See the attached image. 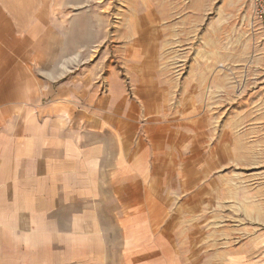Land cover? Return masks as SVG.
<instances>
[{"label":"crops","instance_id":"crops-1","mask_svg":"<svg viewBox=\"0 0 264 264\" xmlns=\"http://www.w3.org/2000/svg\"><path fill=\"white\" fill-rule=\"evenodd\" d=\"M16 13L1 3L0 262L85 254L42 249L41 238L83 221L104 240L107 199L125 264H264V41H252L238 68L181 78L142 57L133 95L118 74L102 92L87 75L82 87L55 86L31 70L33 30L13 22ZM66 209L69 227L57 230Z\"/></svg>","mask_w":264,"mask_h":264},{"label":"rangeland","instance_id":"rangeland-1","mask_svg":"<svg viewBox=\"0 0 264 264\" xmlns=\"http://www.w3.org/2000/svg\"><path fill=\"white\" fill-rule=\"evenodd\" d=\"M2 2L19 12L13 22L25 24L26 32L32 34L33 30L37 54L31 70L43 78L51 77L55 86L79 79L78 86L82 87L81 77L87 75L103 92L108 88V76L118 74L127 93L133 95L138 87L131 77L139 72L135 60L139 62L142 57L154 59L165 76L174 73L181 78L189 70H207L209 66L219 72L231 66L238 68L249 55L252 41H264L263 28L253 18V0H0V5ZM78 104L79 108L87 107L83 98ZM110 201L106 199L105 208H100L105 210V215L99 216L104 240L92 238L91 222L76 221L72 232L65 231L63 237V232L59 233L60 239L54 238V233L44 234L40 246L46 249L60 243L68 251L74 245V250L83 246L85 254L31 256L36 264L71 258L85 264H125V256L129 257L118 255L125 249H121L120 228ZM69 209L59 216L63 222L60 225L62 219L58 218L55 229L69 227ZM127 227L122 223L121 230ZM19 241L18 246L24 247L21 242L26 239ZM12 242L6 246L16 247ZM103 242L106 253L97 255ZM25 256L5 255L0 264H25Z\"/></svg>","mask_w":264,"mask_h":264},{"label":"built area","instance_id":"built-area-1","mask_svg":"<svg viewBox=\"0 0 264 264\" xmlns=\"http://www.w3.org/2000/svg\"><path fill=\"white\" fill-rule=\"evenodd\" d=\"M252 14L264 31V0H253Z\"/></svg>","mask_w":264,"mask_h":264}]
</instances>
